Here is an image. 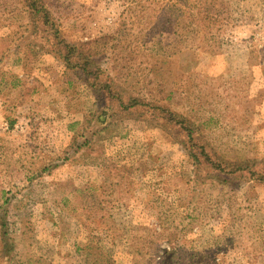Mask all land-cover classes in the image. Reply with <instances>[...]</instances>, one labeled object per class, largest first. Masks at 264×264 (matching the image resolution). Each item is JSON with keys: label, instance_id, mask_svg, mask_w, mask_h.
<instances>
[{"label": "rangeland", "instance_id": "rangeland-1", "mask_svg": "<svg viewBox=\"0 0 264 264\" xmlns=\"http://www.w3.org/2000/svg\"><path fill=\"white\" fill-rule=\"evenodd\" d=\"M225 1L218 30L180 17L161 31L137 2L44 0L102 78L203 125L211 154L264 162V0ZM95 109L22 1L0 0V224L13 246L0 227V264H264V184L195 176L177 130L126 120L91 137Z\"/></svg>", "mask_w": 264, "mask_h": 264}, {"label": "trees", "instance_id": "trees-1", "mask_svg": "<svg viewBox=\"0 0 264 264\" xmlns=\"http://www.w3.org/2000/svg\"><path fill=\"white\" fill-rule=\"evenodd\" d=\"M21 1L30 17L31 26L40 33L45 45L50 48V53L68 71L83 81L94 94L96 109L86 116L83 123L85 130L92 129L89 134L91 137L107 130L111 124L126 120L143 121L165 130H177L176 132L184 136L181 142L190 158L195 176L203 170L207 171L206 178L217 180L222 186L251 182L264 184L263 161L250 159L231 161L211 154L202 130L203 125L173 111L158 100H149L141 95L133 96L111 77L102 78L101 68L83 46L70 44L60 37L57 23L44 0ZM126 2H128L126 11L129 13L134 12L133 4L137 2L139 5L136 12L140 13L137 15L138 18L157 21L156 30L165 31L171 28L180 17L187 18L195 25L215 30L226 23V18L222 15V10L227 6L225 0H126ZM210 37L211 40L216 38ZM82 136L81 134L80 137ZM90 141L91 138H88L85 144ZM6 200L7 204L10 200L9 198ZM0 227L3 228L1 240L4 248L12 249L4 221ZM86 247V250L94 251L91 242L86 243ZM101 256L104 257L103 254Z\"/></svg>", "mask_w": 264, "mask_h": 264}]
</instances>
